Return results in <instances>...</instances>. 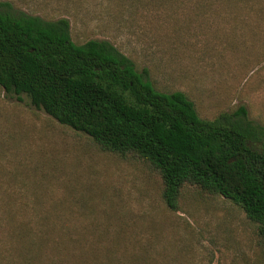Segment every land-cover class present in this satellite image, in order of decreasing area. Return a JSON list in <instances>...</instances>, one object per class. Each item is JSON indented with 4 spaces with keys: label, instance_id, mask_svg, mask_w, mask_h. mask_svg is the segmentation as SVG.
Listing matches in <instances>:
<instances>
[{
    "label": "rangeland",
    "instance_id": "rangeland-1",
    "mask_svg": "<svg viewBox=\"0 0 264 264\" xmlns=\"http://www.w3.org/2000/svg\"><path fill=\"white\" fill-rule=\"evenodd\" d=\"M0 10L65 17L74 42L110 41L157 90L184 92L201 117L243 106L264 125V0H0ZM194 196L164 209L157 178L141 163L100 150L26 94L0 87L1 264L8 242L16 264L29 253L48 259L20 244L24 224L34 238L68 225L73 241L63 245L73 246L76 264L92 246H117L121 264L145 246L154 264L158 254L161 264H264L238 205Z\"/></svg>",
    "mask_w": 264,
    "mask_h": 264
},
{
    "label": "trees",
    "instance_id": "trees-1",
    "mask_svg": "<svg viewBox=\"0 0 264 264\" xmlns=\"http://www.w3.org/2000/svg\"><path fill=\"white\" fill-rule=\"evenodd\" d=\"M0 87L26 94L60 124L87 134L100 150L141 163L156 176L159 202L168 211L181 209L189 193L219 195L238 205L264 246V125L250 119L243 106L201 117L184 92L157 90L110 41L76 43L65 17L50 20L4 10ZM6 223L0 219V229ZM22 228L20 244L48 259L34 261L29 253L20 264H76L73 246L63 245L73 241L64 234L68 225L57 234L40 231L36 238L28 226ZM13 243L6 244L3 264H16ZM142 249L122 264H154L148 248ZM116 250L92 246L83 264H121ZM154 261L161 264L162 255Z\"/></svg>",
    "mask_w": 264,
    "mask_h": 264
}]
</instances>
